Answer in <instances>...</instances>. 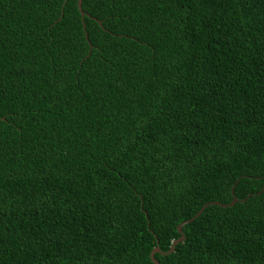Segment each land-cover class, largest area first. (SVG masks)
Here are the masks:
<instances>
[{
	"label": "trees",
	"instance_id": "1",
	"mask_svg": "<svg viewBox=\"0 0 264 264\" xmlns=\"http://www.w3.org/2000/svg\"><path fill=\"white\" fill-rule=\"evenodd\" d=\"M76 2L0 0V264H264V0Z\"/></svg>",
	"mask_w": 264,
	"mask_h": 264
},
{
	"label": "water",
	"instance_id": "2",
	"mask_svg": "<svg viewBox=\"0 0 264 264\" xmlns=\"http://www.w3.org/2000/svg\"><path fill=\"white\" fill-rule=\"evenodd\" d=\"M76 6H77V9H78L80 15H81V16L84 15V12L81 10V0H77V2H76ZM82 29L84 30V25H83V23H82ZM85 39H86V41H87V37H86V35H85ZM87 42H88V41H87ZM89 47H90V44H89ZM235 201H236V199H235L234 197H232L231 201L228 202L227 204H221V203H217V202H209V203H205L203 206H206L207 204H211V203H214V204H217V205H220V206H229V205L233 204ZM201 210H202V208H200V209L195 213V215H194L193 217H191V218L188 219V220H185V221L181 222L179 225L176 226V230H177V232L179 233V237L172 241V243H171V245H170V247H169V249L167 250L166 253L170 252V251L173 249V246H174V244H175L176 242L181 241V240L183 239V234H182V232H181V230H180L181 225L184 224V223L189 222V221H190L191 219H193L196 215H198L199 212H200ZM157 251H158L157 247H154V248L150 251V253H149V258H150V260L153 262V264H158V262H157L156 260L153 259V253H154V252H157Z\"/></svg>",
	"mask_w": 264,
	"mask_h": 264
}]
</instances>
